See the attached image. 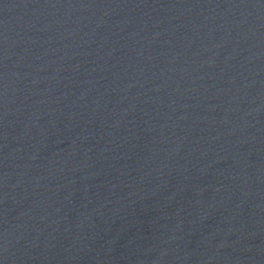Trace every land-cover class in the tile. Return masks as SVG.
Returning a JSON list of instances; mask_svg holds the SVG:
<instances>
[{"label":"water","instance_id":"95a60500","mask_svg":"<svg viewBox=\"0 0 264 264\" xmlns=\"http://www.w3.org/2000/svg\"><path fill=\"white\" fill-rule=\"evenodd\" d=\"M0 264H264V0H0Z\"/></svg>","mask_w":264,"mask_h":264}]
</instances>
